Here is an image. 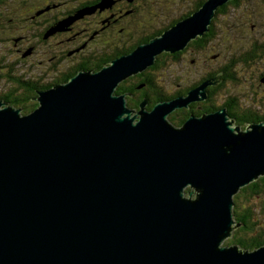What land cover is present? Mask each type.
<instances>
[{"label":"water","instance_id":"1","mask_svg":"<svg viewBox=\"0 0 264 264\" xmlns=\"http://www.w3.org/2000/svg\"><path fill=\"white\" fill-rule=\"evenodd\" d=\"M227 1L207 0L99 70L37 91L26 114L0 100V264H264V245H221L240 225L233 196L264 175V121L240 130L217 109L174 125L168 114L213 79L150 109L144 98L135 115L131 94L115 93L202 35Z\"/></svg>","mask_w":264,"mask_h":264},{"label":"trees","instance_id":"2","mask_svg":"<svg viewBox=\"0 0 264 264\" xmlns=\"http://www.w3.org/2000/svg\"><path fill=\"white\" fill-rule=\"evenodd\" d=\"M16 1H19V5L17 4L14 5V2L16 3ZM24 1L23 0H0V20H5L6 22L5 25L6 26L7 24L9 25L7 30L10 33V35L6 36L8 40L12 38L14 39L18 37L20 38L21 37L20 35H27L30 41H32L33 34L31 32L33 29L31 28V24L29 23L30 22L29 17L31 16V14H35L36 10L34 8L35 6H30V5H29V8H27L26 10L25 9L23 10ZM134 1L130 2L131 7L134 5L133 3ZM205 1L207 0H194V4L192 6L184 7L185 8L184 12L179 13L176 17L171 18V19L168 18V15H167L168 13L164 12L163 15L165 16L166 22L158 23L156 26H153L154 28H152V30L146 33L147 35L145 34H144L145 36L142 35L143 37L141 36V38L138 39L133 44H128L125 46L117 47L116 46L117 43L114 41L113 43H110L108 45L110 47L107 48V51L104 50V47L103 49L101 47L99 48H96V46L93 47L91 52L93 50L95 51V52L94 51L92 52L93 54L95 53V57H91L93 54H89L88 58H86L85 61L82 62L81 65H83L84 67L96 66L95 67L96 70L100 69L102 65H104L105 63H108L109 60L115 58L116 56H119L124 53H129L130 51L135 49V47L138 46L139 44L146 43L150 39L160 35L162 31L174 25L179 19L188 16V14L190 15L193 11L198 10V8L201 7ZM248 1L249 0H245V11L248 12L250 15H253L254 6L252 3L251 4L248 3ZM240 5H241L240 2L237 3V0H229L222 5H219L215 9V14L211 19V24L215 25L214 27L215 30L212 27L210 28L208 27L209 30L204 31L200 37L197 36L196 38L191 39L188 42V44L190 43V46H188L187 44L182 50L174 52V55H176L178 52L186 50L187 53H185L184 58L186 59V56L190 57L192 55V57L189 58V60L192 64H195V65H197L198 61L200 60V56H202L204 59L212 58V56L215 54H209V55L202 54L201 55V52H202V49L205 48L217 35L218 31H216V27L220 29L218 24H221V29L223 27L222 23L221 22L219 23L217 20L218 19L217 14H224L225 28L227 30L226 31L227 38L232 39L233 23L240 20V19H235V18L239 17L238 14H241V13L243 14V18L246 17V13L244 9L239 7ZM256 6L264 7V0H257ZM165 9L168 10L170 9V7L166 5ZM13 10H14V13L15 12L17 13L19 11L20 13L17 14V16H15L14 18H11L8 15H6V13H12L11 11ZM155 10L157 13L158 9H155ZM131 13H133V11ZM156 15L160 17L161 14L160 15L156 14ZM227 17L230 19H227ZM154 19L156 18H153V20ZM160 21H162V19ZM245 24H246L245 28L249 29V24L247 23ZM3 26L4 24L0 22V33L5 31L6 29V26L5 27ZM103 33L104 32H102V34ZM116 33L117 32H115V34ZM13 34H15V36ZM102 34H100L98 38H100ZM219 36H220V33H219ZM106 38H107V41L101 40L97 42L98 45L100 44L101 46H103L104 43L110 42L113 36L107 34ZM238 38L239 40L244 41V38L242 39V37L236 36V39ZM216 40H215V43H216ZM220 42L222 43L219 47H226L227 45L232 47V44H233V43L229 44L224 41H220ZM245 43H246V46H244L243 48L242 46L233 47L235 51L228 52V54L230 55L228 57L227 62L219 65L216 70L210 71L208 73V76H206V77L213 76L217 79H220L221 81V82L217 81L215 83L216 85L211 84L214 86H211L209 88L210 96H215L218 91H220L221 89H224V87L226 86V82L235 81L233 70L231 68L236 67L235 64L237 62H240L243 64L242 70H244L245 67L251 68V66H253L257 61H259V58L264 57V48L258 51V49L256 48L254 44L255 43L254 40L252 41L251 39H249ZM190 48L196 49L199 55H196L197 53L195 54L191 52ZM83 53L84 52H82V54ZM55 54L56 56L63 54V57H61L56 62L57 64H55L56 65L55 70H57L56 72H58V74H57V78L53 81L66 82L71 76L77 73L78 70L76 68H79L81 66L78 65L79 67H76V65H73L71 69H65V70L63 69L59 71V68H60L59 66L62 65V62L65 57H64V53L63 52L61 53L60 51H57ZM170 54L172 53L162 52L158 54L153 64L148 66L143 71L135 75H132L131 77L129 76L128 78L122 80L121 83H119L118 86L116 87L115 93H118V94L127 93V92L131 93V95H128L127 97V101H128L127 105L132 106L137 109L139 108L140 101L144 98L148 100V106L146 107L150 109L151 107H153V105L157 101L166 100L169 97L172 98L176 96L178 94L177 90H180V89H177L172 94H166L164 93L163 90H161V88H158L159 84L156 82L155 77L151 75L154 73V71L158 67L160 68L161 66L165 64L164 59H166ZM261 64L264 65V63H261ZM147 70L148 72L145 73ZM263 76H264V68H262L259 73V80ZM15 81H16L15 83L16 87L8 88L5 91L0 92V99H3L4 101L8 102L10 106L19 108L20 113L26 114L38 105V102L35 100L37 93H36V89H33L34 87L25 88L22 86L28 85L30 83L36 85L37 83H39V81H36L34 83L31 79H26L20 76L16 77ZM50 83H51V80L47 81L48 86L50 85ZM138 86H140L139 90L136 88ZM228 94H229L228 91L224 92L223 94L225 96L223 99L224 101L220 105H217L216 108L225 106L230 116L235 118L236 124H240V123L245 124L248 122H253V121L259 122V121L264 120V114H256L250 108L245 109L241 107L240 106L241 103H238L239 102L238 97L237 96L228 97ZM208 101L209 99H206L204 101V105H202L201 109L194 108V106L192 105L194 103L190 104L191 108H187V109H184L186 107L177 108L168 114V118L173 124L177 125L179 120H180L179 122L181 123L183 122L184 118L186 120V118L190 115V112L194 114H201L202 111L204 110L211 111V109L208 107L209 104H207L209 103ZM176 111L180 114L179 117L176 115L177 113ZM185 112L186 114H184ZM189 189L190 188L188 187L185 189V191L188 192ZM261 197H264V175L259 176L256 180H253L249 184L243 186L233 196L234 204L232 208V213H233V216L236 222H241L242 225L240 224L239 226L235 227L232 230L231 239L229 240L230 243L236 244L240 248L247 249V250H253V249H256L264 245V222L258 225V221H256L254 218L255 214H254V210L252 207V199L258 200V198L260 199ZM261 205H263V202L261 203Z\"/></svg>","mask_w":264,"mask_h":264},{"label":"rangeland","instance_id":"3","mask_svg":"<svg viewBox=\"0 0 264 264\" xmlns=\"http://www.w3.org/2000/svg\"><path fill=\"white\" fill-rule=\"evenodd\" d=\"M24 1V0H23ZM40 0H25L23 4V10L29 8L30 6H36ZM43 1V0H42ZM133 1V0H132ZM22 2V1H21ZM116 1L115 0H108L106 1L103 11H105V14H103V21L101 22V26L98 24L94 25L95 21H97L96 18L93 20H90V26H93L95 28L100 27V30L104 31V33L101 35V37L98 39H94L92 42L87 44V48L82 49L78 55L81 56L82 52H84L82 55L85 58H88L89 54H93L92 48L96 46V48L101 47L104 50L107 51V48L110 43H113L114 41L117 43L116 46H125L129 43L133 44L138 39L141 38V36L147 35L153 26H156L158 23H165L166 19L163 15L164 12H167L168 18H174L179 13L184 12L186 6H192L194 4V0H135L134 7L137 8L134 10V12L130 15V18L124 19L123 22L119 20L116 23V26H112L109 28H105L107 25V21H110L115 13L112 10V6L114 5ZM255 3H253L251 0L248 1V3H252L253 6L257 3V0H254ZM19 5V1L14 2V5ZM204 4V3H203ZM202 4V5H203ZM166 5L170 7V9L166 10ZM240 8L244 9L245 11V0H242V3L240 5ZM155 9L156 10L154 12ZM12 13H6L11 18H14L17 16L19 12H15L14 10L11 11ZM247 20L245 23L249 24V26L252 23H255L256 14L253 15L252 22L250 21V18L252 15H250L248 12H246ZM91 13H85V15H89ZM156 14L160 15L158 17ZM156 18L153 20V18ZM188 17V16H187ZM102 16H100V19ZM217 20L218 22L222 23L223 27L221 29V24H218L220 29L216 27L217 35L214 37V39L205 47L202 49L201 55H209V54H217L214 58L204 59L202 56H200V60L198 61L197 68L195 69L194 65L189 60L190 57L186 56V59H174L167 57L164 59L165 64L158 67L154 73L152 74L155 77L156 82L160 85L161 90L164 91L166 94H172L177 89H182L184 87L190 86L191 84H194L197 82L202 75L214 71L218 68L219 65L224 64L227 62L228 57L230 54H228L229 51H235L233 47H241L246 46V43L248 41L247 38H244L243 40H239V38L232 42L230 39L227 38L226 28H225V16L224 14H217ZM77 19H80L77 18ZM77 19L73 20L76 21ZM162 19V21H160ZM227 19H230L227 17ZM1 23L4 24L3 27H5L6 22L5 20H0ZM85 21H82L79 28L81 30L88 26V24H85ZM93 23V24H92ZM72 24V22L69 24V26ZM11 26V25H10ZM68 26V25H67ZM9 25L7 24L5 31L0 33V92L5 91L8 88H15L16 87V77H24L26 79H31L32 81H42L46 82L51 80V77H56L58 72L56 71H47V66L49 63H55L57 61L52 62L54 59L49 61V58L55 53L54 49L57 46L55 44L56 42H51L50 44H40L37 49V53L35 52L29 59H21L20 60V53L16 52V48L20 45L17 44L14 45L13 42H11V39H7L6 36L10 35L7 28ZM32 30V41H35L37 39L36 35H34L35 32L40 30V28L37 25H34V27L31 26ZM92 28V27H91ZM90 28V29H91ZM66 29V28H65ZM63 29V30H65ZM48 30H45V37ZM62 31V30H57ZM55 32V31H54ZM115 32H117L115 34ZM220 33V36H219ZM107 34L113 36L110 42L102 43L103 46L100 44L98 45L97 42L103 40L107 41ZM145 34V35H144ZM237 34V33H236ZM246 32H238V35H245ZM15 36V34H13ZM142 36V37H143ZM200 36V35H198ZM197 37V36H196ZM195 37V38H196ZM217 39V40H216ZM78 40V38H76ZM216 40V43H215ZM264 40V37L263 39ZM224 41L226 43H233L232 47L227 45L226 47H219L222 42ZM119 42V43H118ZM70 44H68L69 46ZM61 51L62 47H58ZM71 50V47H68L67 50ZM41 50L47 51V53H42ZM78 50V49H76ZM103 50V51H104ZM91 52V53H89ZM95 52V51H94ZM28 54L24 55L23 57H26ZM77 56V55H76ZM76 56H73L69 61L74 62L75 60H78V58H75ZM95 57V53L91 56ZM28 58V57H27ZM67 61V63H69ZM200 62V63H199ZM78 63V62H77ZM264 63V57L259 58V61H257L251 68L245 67L244 70H242L243 64L240 62H237L235 65L236 67H232L233 74L235 77L234 82H226V86L224 89H221L217 92V94L214 96L213 102L217 105H220L224 100V92L228 91V97L229 96H237L239 99L238 103H241L240 106L247 109H252L253 112L256 114H264V84L259 80V73L262 68H264V65L261 64ZM92 64V63H90ZM63 70V64L60 66L59 71ZM45 75V76H44ZM44 76V78H42ZM43 79V80H42ZM210 79L206 80L209 81ZM203 79L201 80V82ZM210 84H207L206 86H209ZM197 87V86H196ZM194 89V88H192ZM123 94V93H122ZM128 95L125 96L127 101ZM171 99L170 97L167 98ZM128 102V101H127ZM7 104V103H6ZM10 105V104H7ZM130 108V107H129ZM131 109V108H130ZM137 111L132 112V115H135ZM229 114V112H228ZM230 116V115H229ZM230 119L233 120L231 126H238L240 130H245L246 127L250 123H240L236 124L235 118L230 116ZM264 121V120H262ZM259 121V122H262ZM252 199V207L254 210V218L256 221H258V225L264 222V197ZM263 202V205L261 203ZM234 227V226H233ZM235 228V227H234ZM233 228V229H234ZM231 236L227 237L221 242V245H234L233 243H230Z\"/></svg>","mask_w":264,"mask_h":264},{"label":"flooded vegetation","instance_id":"4","mask_svg":"<svg viewBox=\"0 0 264 264\" xmlns=\"http://www.w3.org/2000/svg\"><path fill=\"white\" fill-rule=\"evenodd\" d=\"M40 1H39L40 3H38L34 7L36 10L35 14H31V16L29 17V21H30L29 23L31 24V26L34 27V25H37L40 28V30H38L37 32L34 33V35H36L37 39L35 41H30V39L27 37V35H20L21 36L20 38L18 37L15 39L14 38L11 39V42H13L14 45L17 46V44H20L16 48V52L20 53V57H21L20 60L21 59H29L31 57V55H33L35 52L37 53V49H39L38 46L40 44H50L51 42L54 41V42H56L55 44H57L58 47H62L61 51L59 50L58 47H56L54 49V51H55V53L57 51L64 53L65 58L62 62L64 70L65 69H71V67L73 65H76V67L81 66L79 68H76L78 70L77 73L79 71H82V70L83 71L84 70L96 71V69H95L96 66L84 67L83 65H81L82 62H84L86 58L83 57L82 54H81V56L78 54L81 53L80 51L82 49L87 48L88 43L92 42L94 39L99 37L100 34H102V32H104V31H102L103 29L100 30V27H97V28L93 27L94 25H96L98 23L101 26V22L103 21L102 20L103 14H105V11H103L104 9L96 8L94 11L91 12V14L85 15V16L83 15L80 17V19H77L76 21H72V24L70 26L68 25L65 30L55 31L52 34H49L47 37H45L44 31L55 26L58 21L74 15L78 10H80L82 8L96 5L99 2V0H43V1L40 0ZM115 1L116 2L112 6V10L114 11L115 15L110 21H107V25L105 27L106 29L109 27H112L114 25L116 26V23L119 20H121V22H123L124 19L130 18V14H132L131 12L132 11L134 12V9H135L134 5L132 7L130 6L131 5L130 2H132V1H129V0H115ZM251 1L253 3H255L254 0H251ZM239 2L241 4L242 0H239ZM239 2L237 0V3H239ZM256 5H257V3L254 5V9H253V15L256 14L255 15L256 19L254 21L255 23H252L249 26V29L245 28V26H246L245 22L247 20V17L243 18L242 13L238 14L239 17H236L235 19H240V20L233 23L232 39H230V40L232 42L236 41L237 40L236 36H240V37H242V39L247 38L248 40L249 39H251L252 41L254 40V42H255L254 44L259 51V50H262V48H264V40H262L264 37V7H257ZM129 7H131V8H129ZM259 11H261V12H259ZM190 15L188 14V16H190ZM253 15L250 18L251 22H252ZM100 16H102L101 19H100ZM186 17H183V18L179 19L178 21H180ZM94 18H96L97 21H95L94 24L92 23L93 26H90V20H93ZM82 21H85L86 22L85 24H88V22H89V24L87 27H85L81 30V28H79V26H80ZM208 27L209 28L212 27L214 29L215 25L211 24V21H210V23L208 24ZM209 28H207V30H209ZM242 31L246 32V34L245 35H238V32H242ZM200 36H198V37H200ZM76 38H78V40H76ZM68 44H70V45L68 46ZM129 44H131V43H129ZM188 46H190V43L188 44ZM68 47H71L72 49L67 50ZM76 49H78V50H76ZM28 50H29V52H28ZM185 51L186 50L178 52L176 55H174V53H172L168 57H170V58L173 57L174 59H177V60L184 59L185 53H187V51L186 52ZM26 52H28L27 53L28 55L26 57H23V54H25ZM41 52L47 53V51H43V50H41ZM191 52H193L195 54L197 53L196 55H199V53L196 49L192 48ZM54 54L49 58V61L54 59L52 62H55L56 57H57V61L61 57H63V54H60L59 56H56V54L55 55ZM216 55L217 54L213 55L212 58H214ZM73 56H76L75 58H78V60H75L74 62L69 61ZM111 60H109L108 63H105L104 65H102V67L108 65ZM67 61H69V63H67ZM56 62L55 63H49V65L47 66V71H57V70H55L56 69L55 64H57ZM196 68H197V65H195V69ZM97 70H99V69H97ZM151 70H153V69H151ZM147 72H148V70L145 73H147ZM208 73L209 72L203 74L202 75L203 77H201L197 82L194 83L195 85L191 84L190 86H187V87H184L180 90H177L178 94L176 96H185L190 89L196 88V86L201 85L204 81H206L208 79H213L216 82L220 81V79H217L213 76L206 77V76H208ZM44 76L42 78H44ZM56 78H57V76L51 77V83L49 86L47 85V81L43 82V83H41L42 81H39V83H37L36 85L30 83L28 85H23L22 87H25V88H29V87L33 88L34 87L33 89H36V93H37V91L47 89V88L51 87L52 85L64 83V82H60V81H58V82L53 81ZM202 79H203V81L201 82ZM260 81L262 83H264V76L260 78ZM33 82L35 83L36 81H33ZM211 86H214V85L210 84L209 86H205V94L204 95H199L198 99L191 101L190 103H188L187 106H184L186 108H184V107H181V108H184V109L191 108L190 104L194 103V104H192L194 106V108L201 109L202 105H204V101L206 99H209V101H208L209 103H207V104H209L208 107L211 109V111L204 110V111H202L201 114H194L191 112H190V114L195 115V116H201L204 113H209V112L215 111L217 109L218 110L219 109H225L228 117L230 118V116H229L230 114H228V110L225 106L216 108L217 104L213 102L214 96H210L209 88ZM136 88L139 90L140 86H138ZM158 88H161L160 85H158ZM127 93H129V92H127ZM0 100L3 103L9 104L8 102L4 101L3 99H0ZM146 106H148V100H147ZM128 107H130L134 111H137L139 109V108L137 109V108H134V107L129 106V105H128ZM184 114H186V112ZM176 115L178 117L180 116V114L178 112L176 113ZM179 121H178V124L176 126L181 125L185 121V118H184L182 123ZM239 223L242 225L241 222H239Z\"/></svg>","mask_w":264,"mask_h":264},{"label":"bare ground","instance_id":"5","mask_svg":"<svg viewBox=\"0 0 264 264\" xmlns=\"http://www.w3.org/2000/svg\"><path fill=\"white\" fill-rule=\"evenodd\" d=\"M3 104H6V103H3ZM7 105V104H6Z\"/></svg>","mask_w":264,"mask_h":264}]
</instances>
